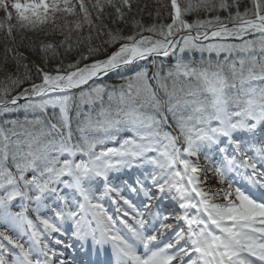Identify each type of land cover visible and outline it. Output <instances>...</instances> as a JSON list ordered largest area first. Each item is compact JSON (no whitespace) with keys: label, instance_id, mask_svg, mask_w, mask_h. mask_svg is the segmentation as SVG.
Instances as JSON below:
<instances>
[{"label":"snow or ice","instance_id":"6c2138e0","mask_svg":"<svg viewBox=\"0 0 264 264\" xmlns=\"http://www.w3.org/2000/svg\"><path fill=\"white\" fill-rule=\"evenodd\" d=\"M159 2L170 7L171 23L144 26L135 21L138 31L127 36L109 31L107 42L119 47L105 59L83 66L78 60L55 73L37 66L40 83L12 95L23 80L9 76L13 87L0 88V115L44 114L23 122L6 120L9 129L0 125V223L17 232L14 238L0 231L15 252L0 247L14 257V264H54L53 258L63 253L45 237L69 247L52 237L67 221L78 238L91 235L94 244L110 245L117 264H264V140L257 146L255 133L264 125V0H251L252 8L243 11L241 0H184L183 6L181 0ZM0 10L8 22L0 21V30L6 29L8 36L17 27L35 31L51 23L65 37L63 47L73 30L85 25L102 29L112 14L123 21L133 10V0H0ZM201 11L207 18L186 19ZM58 20L63 23L58 25ZM41 47L45 53L56 50L52 43ZM71 50L68 44L66 51ZM177 50L206 52L216 59L199 64L180 60L166 72L158 66L151 76L147 69L135 68L139 61L152 57L155 62ZM98 51L89 47L81 60ZM126 68L132 74L123 78L118 91L97 83ZM84 107L88 111L74 132L70 114L75 108L79 117ZM25 125H38L40 131L26 132L20 139L16 128ZM125 131L130 135L122 137ZM142 165L152 168L147 174L151 188L135 181L130 190L143 196L137 207L120 196L109 176ZM237 169L251 170L248 179L259 199L233 187L228 176ZM209 173L227 186L206 188ZM101 181L98 194L94 189ZM63 189L71 190L74 206ZM112 193L119 198L113 203L122 200L131 209L119 207V219L101 202ZM165 193L181 212L156 207ZM14 201H19L20 211H13ZM30 208L35 221L28 215ZM44 208L52 212L51 219L41 215ZM129 216L134 223L125 219ZM93 221L97 228L91 227ZM25 235L29 240L22 242Z\"/></svg>","mask_w":264,"mask_h":264},{"label":"trees","instance_id":"16d2710c","mask_svg":"<svg viewBox=\"0 0 264 264\" xmlns=\"http://www.w3.org/2000/svg\"><path fill=\"white\" fill-rule=\"evenodd\" d=\"M138 3L142 7L145 6V10H150L152 8L148 0H140ZM140 5L138 6L139 8H141ZM247 5L250 9L252 8L251 0H241V11H243ZM139 12L140 16L137 14L136 18L131 20L127 17H125L123 21L117 20L114 14L107 16V20L103 21L104 27L102 29H89L85 25L81 31L73 30L70 33L71 39L68 40L66 44H71L72 50L67 52L65 49L67 47L66 45H64L63 49L59 50L61 47L60 42L65 39V37L61 35V30L58 29L59 27H57V29H47L54 26L51 23L47 24L44 29H36L35 31L14 28L11 37L8 36L6 29L0 30V88L13 87L11 82L7 79L9 76L14 78L18 77L23 80L22 84L15 87L12 95L19 94L25 88L30 87L32 83L41 82L40 74L36 70L37 64L25 54H29L38 62L39 67L50 73H55L58 67L66 69L67 65L74 64L78 60L81 62V66H83L84 63H91L93 60L105 59L111 52L119 47V43L112 44L107 42L110 39L108 35L109 31L116 32L119 30L124 36L131 35L138 31V29L134 27V22L143 18V13H145V11L141 8ZM220 15L223 17L226 16L227 13L221 12ZM192 16L193 18H190V21L197 18L204 19L205 13L202 12L201 16L200 14L196 16L194 14ZM121 24H124V26ZM64 31L67 33V29ZM89 35L91 36L90 41L87 39ZM144 35H150V33L145 32ZM77 41H79V43ZM44 43L56 45L55 52L48 50L47 53H45L41 47ZM89 47L99 49V51L94 55H90L87 61L81 60L82 56L89 55ZM17 53H22L23 57H18L16 55ZM26 75L30 76L31 79H25ZM50 114L51 113H49V115ZM35 117L44 118V114L38 112L30 115V112H19L17 115L6 118V120L23 122L25 118L31 120ZM4 121L5 120L0 121V125H3L5 129L12 127L11 125L4 124ZM16 131L20 133L19 138L24 139L26 138V132H32L33 134L38 133L40 127L38 125L33 127L25 125L23 128L17 127Z\"/></svg>","mask_w":264,"mask_h":264},{"label":"rangeland","instance_id":"374dc122","mask_svg":"<svg viewBox=\"0 0 264 264\" xmlns=\"http://www.w3.org/2000/svg\"><path fill=\"white\" fill-rule=\"evenodd\" d=\"M145 1H147V0H145ZM150 3H151V5H152V8L150 9V10H145L146 9V7L144 6V7H142L138 2H140V0H133V12H131V13H129L128 15H126V17L127 18H129L130 20L131 19H133V18H136V15L138 14V16H140V9L142 8L144 11H145V13H143L144 14V17L143 18H141V19H139V21L144 25V26H150V25H152V24H168V23H171V18H170V16H169V12H170V7L169 8H165V7H163L162 6V4L159 2V0H148ZM247 1V0H246ZM230 2H231V0H230ZM163 3L164 4H170V0H163ZM181 3H182V6H183V3H184V0H181ZM140 5V7L141 8H139L138 6ZM247 8H249V6L247 5ZM159 9V12H160V15H159V17L157 16V10ZM250 9V8H249ZM135 11H137V12H135ZM234 11V10H233ZM13 12H14V10H13ZM107 12H112V10L111 9H108L107 10ZM203 11H201V12H199V13H197V12H193L192 14H190V15H188L187 17H186V19H188L189 20V22H192V21H194L193 19L190 21V18H193V16L192 15H194L195 14V16L196 15H199L200 14V16H201V13H202ZM203 13H205V12H203ZM220 13L221 12H219V13H215V12H213L211 15H213V16H215V15H217V14H219L220 15ZM203 15V14H202ZM107 17V16H106ZM205 18H207V14L205 13ZM204 18V19H205ZM69 20H71L72 18L71 17H69L68 18ZM105 21L107 20V18H105L104 19ZM127 20V19H126ZM137 20V19H136ZM0 21H3L5 24H7L8 22H7V20H6V16H5V12H4V10H0ZM138 21V20H137ZM11 23H13V24H15L16 23V21L15 20H13V21H11ZM63 22H62V20H58L57 21V24L59 25V24H62ZM121 25H123L124 26V24H121ZM45 26H47V25H45ZM45 26H43L42 28L41 27H38L37 29H44V27ZM53 26V25H52ZM18 28V27H17ZM47 29H57V27L56 26H53V27H51V28H47ZM58 29H60V28H58ZM92 29H94V28H92ZM66 45V44H65ZM67 46V45H66ZM62 47V46H61ZM60 47V49L59 50H61V49H63V47L61 48ZM67 48V47H66ZM65 48V49H66ZM64 49V50H65ZM67 52V51H66ZM65 56V55H64ZM202 60H206V58H202V59H199V60H194L193 62H195V63H197V64H199ZM172 63H173V60L171 59V61H165L164 62V64L166 65L165 66V72L169 69V68H171L172 67ZM148 64H150V65H153V62H149ZM139 69H141V68H139ZM139 69H137V70H139ZM152 69V68H151ZM128 75H131V74H128ZM128 75H123V77L122 78H120L117 82H115V83H118V85H120V84H122L123 82H124V80H123V78L124 77H126V76H128ZM120 83V84H119ZM170 83V82H169ZM84 110H86V112L88 111V108L87 107H85V109ZM83 109H81V114H80V116H79V118H83L84 116H83V113L85 112ZM77 111V110H76ZM71 113H73L72 115H74L75 114V116H76V119L78 120V116L76 115V112L74 113V109L72 110V112ZM71 115V114H70ZM79 158V157H78ZM193 159H195V158H193ZM200 163H202L203 164V162H202V160L200 159ZM208 176H209V178H208V181H207V183H206V185H205V187L206 188H210V189H212V190H217V189H219V187L216 185V182H217V179L215 178V176H213L211 173H209L208 174ZM236 185V186H238V187H240L239 185H237L236 183H233V185ZM234 187V186H233ZM242 190H244V189H242ZM245 191V190H244ZM165 194H167V193H165ZM162 198H165L164 196H162L161 197V199ZM160 199V200H161ZM142 200H143V196H142ZM159 200V201H160ZM102 202V201H101ZM217 202H219V203H223L224 201L223 200H217ZM75 200H73V203H72V205L71 206H74L75 204ZM103 204H104V206H105V203H104V201L102 202ZM119 207H123V208H127V205H119V206H117L116 207V209H118ZM177 207H178V205H177ZM107 208V207H106ZM107 210V212H109V210H112V208H107L106 209ZM127 210V209H126ZM163 211H166L165 209H163ZM182 210H177L176 212H181ZM120 214H122V213H120L119 212V215ZM116 215L117 216H119L117 213H116ZM125 219H128V217H126ZM38 226H41L42 227V225H38ZM42 229V228H41Z\"/></svg>","mask_w":264,"mask_h":264},{"label":"bare ground","instance_id":"6f19581e","mask_svg":"<svg viewBox=\"0 0 264 264\" xmlns=\"http://www.w3.org/2000/svg\"><path fill=\"white\" fill-rule=\"evenodd\" d=\"M239 175V174H238ZM216 178V177H215ZM217 179V182H216V185L219 187V189H222V188H225L227 185L226 184H220L219 183V181H218V178H216ZM246 178L244 177V180H245ZM71 224V223H70ZM72 225V228H74V230H75V227L73 226V223L71 224ZM96 228H97V225H96ZM62 229L64 230V231H67L66 229H65V226H63L62 225ZM98 230V229H97ZM83 231L85 232V233H88L89 232V226L87 225V224H84L83 225ZM54 234H58V235H61V236H64V234L63 233H61V232H58V233H53L52 235L54 236ZM65 236H66V234H65ZM72 238H73V241H75V242H77V241H79V239H77V236H75V235H70ZM99 236V235H98ZM51 238V237H50ZM55 238H57V237H55ZM57 239H59V238H57ZM88 241H91L92 240V237H91V235H88L87 236V238H86ZM51 240H52V238H51ZM61 240V239H60ZM83 240H85V239H83ZM59 246H61V245H59ZM98 246H100V245H98ZM107 247H108V249H107ZM101 248H103L104 250L106 249V251L105 252H111L112 253V249H111V247H110V245H104V246H102ZM91 254H93L94 252H95V250H90L89 251ZM105 258V257H104ZM71 262V261H70ZM69 261L67 262L66 261V264H68V263H70ZM102 262H105L104 260H102Z\"/></svg>","mask_w":264,"mask_h":264}]
</instances>
